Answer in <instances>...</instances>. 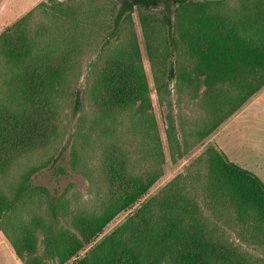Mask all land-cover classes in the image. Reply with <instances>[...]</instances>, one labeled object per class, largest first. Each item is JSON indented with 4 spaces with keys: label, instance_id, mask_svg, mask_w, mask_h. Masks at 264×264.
Wrapping results in <instances>:
<instances>
[{
    "label": "rangeland",
    "instance_id": "obj_1",
    "mask_svg": "<svg viewBox=\"0 0 264 264\" xmlns=\"http://www.w3.org/2000/svg\"><path fill=\"white\" fill-rule=\"evenodd\" d=\"M240 1L223 0L221 10L231 16L241 7ZM113 2L0 0V207L12 206L0 223V264H32L29 253L33 246L28 239L33 236L35 255L41 264H58L56 256L48 254L42 243L38 222L47 217V201L35 187H46L53 198L62 196L60 201L69 214L61 224L67 227L74 215L78 223H89L88 219L99 213L103 199L112 201L139 190L143 183H151L133 206L114 218L100 239L127 217L134 218L132 229L137 236L144 228L138 212L175 177L179 179L174 183L188 184V197L196 203L197 216L208 220L214 233L224 234L233 245L236 251L229 263L242 264V255L248 264H264V243L252 240L263 234L264 221L239 215L235 200L218 193L210 199L204 188L215 181L212 176L206 179L205 173L215 169L210 154L219 148L215 143L201 146L230 119L199 142L196 130L208 116H204L207 110L201 100L203 87L194 95V86L168 81L167 62L160 54L165 35L162 7L146 13L153 20L148 39L140 13L134 11L130 20L121 24L117 37L101 49L112 24ZM174 8L176 26L185 18ZM159 27L161 31H157ZM171 59L177 63V72L194 64L182 45ZM52 73L64 76L67 82H56L59 95L52 94L49 99L43 90L47 87L46 77ZM157 85L166 89L159 93ZM76 89L81 91L82 108L73 116ZM9 95L22 107L17 101L13 103L15 108L11 107ZM156 134L162 155L155 152ZM216 141L228 161L251 171L264 185V103L250 106L226 126ZM50 157H57L56 162L45 164ZM21 183L26 189L16 200ZM165 192L166 202L175 201V189L166 188ZM169 210L163 209L160 217H166ZM171 237L170 242L176 243ZM89 247L74 261L82 258ZM183 249L190 258L187 264H208L214 255L219 256L204 243L199 247L191 241ZM192 251L195 255L190 256ZM149 252L143 253L139 264H144Z\"/></svg>",
    "mask_w": 264,
    "mask_h": 264
},
{
    "label": "trees",
    "instance_id": "obj_2",
    "mask_svg": "<svg viewBox=\"0 0 264 264\" xmlns=\"http://www.w3.org/2000/svg\"><path fill=\"white\" fill-rule=\"evenodd\" d=\"M113 1L112 24L109 25V30L102 39L101 49L117 37L121 24L130 20L134 11L140 13V21L145 37L148 39L153 31L151 27L153 20L146 13L162 7L161 25L165 35L163 52L160 50L159 52L163 54L160 56L167 62L168 81H175L177 84L188 87L194 86V95L199 94V87H203L201 100L207 110L204 116L206 113L208 116L202 122L201 129L195 131L199 142L215 133L263 90L264 0H254L252 4L249 2L251 0H241V7L233 10L231 16L221 10L223 0ZM171 7H175V13L184 14L185 21L178 25L175 24L177 27L173 23ZM180 18L182 21V15ZM159 28L157 31L162 30L161 27ZM179 45L184 46L186 52L193 58L194 64L190 68L183 66L177 72L175 67L177 63L171 58L179 54ZM24 54H19V57H23ZM46 80L47 87L43 90V94L49 99L52 94L59 95V91H56L57 85L67 82V79L58 73L49 74ZM157 88L161 93L166 86L157 85ZM7 98L11 107L15 108L13 103L16 101L18 107H22L20 101L12 95ZM81 108V91L76 89L72 103V115L76 116ZM167 136L169 137L168 133ZM154 141L155 152L162 155L161 142L157 134L154 136ZM210 155L216 167L205 173L206 179L209 180L212 176L215 180L204 186L209 198L217 197L216 193L223 197L229 196L236 201L235 206L239 215H251L252 219L264 221V185L262 182L249 171L228 161L221 151L213 149ZM56 158L50 157L45 164H53ZM32 171L34 172L35 169ZM178 179L175 177L166 187L175 189V201L166 202L165 188L158 196L151 198L138 212L144 228L138 231L137 236H134L132 229L134 218L127 217L100 239L99 235L103 234L114 218L133 206L146 193L151 183H143L139 190L121 195L112 201L103 199L98 205L99 213L89 218V223L86 220L78 223L74 215L68 221V225L66 224L67 227L61 224V222H66V216L69 214L67 206L60 201L62 196L53 198L46 187H35L34 190L43 193L47 201V217L38 222L45 250L52 257L56 256L58 264L69 262L72 264H139L140 258L147 250L150 252L144 264H160L161 261L164 264H187L190 258L184 254L183 246L192 241V245L200 247L204 243L205 246L213 247L219 253V256L214 255L210 258L208 264H231L229 258L235 255L233 245L224 234H215V229L209 226L208 220L197 216L196 203L188 197L189 191L186 189L188 184L174 183ZM240 181L247 183H237ZM25 189V183H21L17 190L16 200ZM11 207V205L0 207V223L4 220L5 212ZM167 207L170 210L162 219L160 212ZM148 212H151V216H148ZM32 216L35 217L34 212ZM168 227L170 230H167ZM175 231L177 235L173 233ZM77 235L81 236V240L77 239ZM171 235L175 237L176 243L170 242ZM252 240L259 244L264 243V232L259 236L255 235ZM35 241L34 236L28 239L33 246L29 253V260L31 262L33 260L32 264H41L35 255L37 247ZM140 243L142 246L139 247ZM145 245L146 248H144ZM88 246L90 247L83 257L74 261L79 252ZM193 251L190 252V256L194 254ZM124 252L127 253L122 258L121 255ZM241 263L248 264L242 255Z\"/></svg>",
    "mask_w": 264,
    "mask_h": 264
},
{
    "label": "crops",
    "instance_id": "obj_3",
    "mask_svg": "<svg viewBox=\"0 0 264 264\" xmlns=\"http://www.w3.org/2000/svg\"><path fill=\"white\" fill-rule=\"evenodd\" d=\"M261 103H264V91L263 92H261L260 94H258L251 102H249L241 111H239L236 115H234L232 118H230V120L226 123V124H224L223 125V127H221V129L219 130V131H217L212 137H210V139H208L206 142H205V144L203 145V146H201V147H204V146H206L207 144H209V143H212V144H214L215 143V145L219 148V150L221 151V146L219 145V144H217V141H216V139H217V137L219 136V134L221 133V132H223V130H225V128H226V126H228L229 125V123L230 122H232L233 120H235V119H237L245 110H247L250 106H252V105H256V104H258V105H261ZM227 156V155H226ZM229 158V157H228ZM229 161H230V159H229ZM231 163H233V164H235L234 162H232V161H230ZM235 165H237V164H235ZM237 166H239V167H241L240 165H237ZM241 168H243V167H241ZM244 170H247V169H245V168H243ZM247 171H249V170H247ZM251 172V171H250ZM257 176V175H256ZM258 177V176H257Z\"/></svg>",
    "mask_w": 264,
    "mask_h": 264
}]
</instances>
